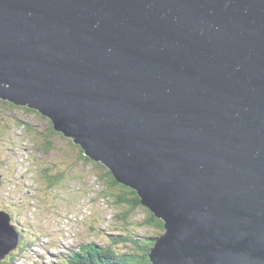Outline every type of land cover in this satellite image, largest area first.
I'll return each instance as SVG.
<instances>
[{
	"label": "water",
	"instance_id": "95a60500",
	"mask_svg": "<svg viewBox=\"0 0 264 264\" xmlns=\"http://www.w3.org/2000/svg\"><path fill=\"white\" fill-rule=\"evenodd\" d=\"M0 99L138 192L151 264H264V0H0Z\"/></svg>",
	"mask_w": 264,
	"mask_h": 264
},
{
	"label": "rangeland",
	"instance_id": "374dc122",
	"mask_svg": "<svg viewBox=\"0 0 264 264\" xmlns=\"http://www.w3.org/2000/svg\"><path fill=\"white\" fill-rule=\"evenodd\" d=\"M2 100L0 178L4 184L0 200L12 205L29 232H41L37 244L27 245L11 264H59L63 260L59 255L77 252L82 244L104 243L109 233H119L116 214L120 207L106 193H118L120 187L107 188L106 171L95 161L78 162L80 149L71 145L72 139L52 133L51 120L45 115ZM45 136L52 141L51 150ZM48 167L51 172L66 171L67 179L57 189H48L42 176ZM147 217V210L140 207L133 218L143 221Z\"/></svg>",
	"mask_w": 264,
	"mask_h": 264
},
{
	"label": "trees",
	"instance_id": "16d2710c",
	"mask_svg": "<svg viewBox=\"0 0 264 264\" xmlns=\"http://www.w3.org/2000/svg\"><path fill=\"white\" fill-rule=\"evenodd\" d=\"M2 102L6 104L9 102L14 107L18 106L7 100H2ZM24 108L32 111L28 106H24ZM50 127H52V133H61L62 136L67 137L55 129L52 121ZM44 138L48 150H51L53 148L52 141L48 139V136ZM70 142L73 147L80 149L77 155L78 162L94 161L84 153L81 145L76 144L73 139ZM97 163L106 171L107 177L110 179L107 188L120 187L118 193L111 194L109 191L106 193L107 198L113 199L114 203L120 207V211L116 214L118 218L116 229L120 232L109 233L108 239L104 243L91 242L82 245L78 252L66 255L59 264H151L150 253L156 244V238L165 230L164 221L142 204L141 197L136 190L118 183L106 165L101 162ZM42 176L50 190L57 189V186L67 179L66 171L59 169L51 172L50 167L44 169ZM140 207H144L148 212V217L143 221L133 218L135 211ZM142 227L153 228L157 231L154 234L145 233L141 231ZM15 258H12L7 264H11Z\"/></svg>",
	"mask_w": 264,
	"mask_h": 264
},
{
	"label": "flooded vegetation",
	"instance_id": "af4514ba",
	"mask_svg": "<svg viewBox=\"0 0 264 264\" xmlns=\"http://www.w3.org/2000/svg\"><path fill=\"white\" fill-rule=\"evenodd\" d=\"M2 116H3V112ZM2 118V117H0ZM0 186L2 184H4V180L3 178H0ZM0 210H6L8 211L11 216H12V220L13 223L15 225H17V227L21 230V231H26L27 228L16 218V213L15 211L12 209V206L6 204L5 202L0 200ZM29 241L27 240L26 236L23 234L22 239L20 240L19 245L17 246V248H15L8 256L5 260H0V264H7L12 258L17 257L20 253L23 252L24 249H26L27 245H29Z\"/></svg>",
	"mask_w": 264,
	"mask_h": 264
}]
</instances>
